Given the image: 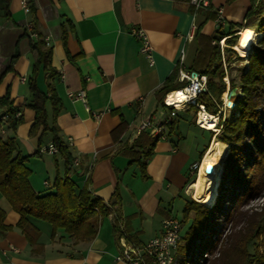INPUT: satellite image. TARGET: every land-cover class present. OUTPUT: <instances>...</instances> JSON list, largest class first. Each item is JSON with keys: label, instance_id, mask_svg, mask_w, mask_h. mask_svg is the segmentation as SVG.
<instances>
[{"label": "crops", "instance_id": "0c3cea01", "mask_svg": "<svg viewBox=\"0 0 264 264\" xmlns=\"http://www.w3.org/2000/svg\"><path fill=\"white\" fill-rule=\"evenodd\" d=\"M254 12L251 0H211L210 9L200 11L182 0H31L29 14L20 0H8L6 9L0 4V97L9 91L12 107L22 112L20 123L14 129L6 123L1 135L14 137L19 153L28 157V181L38 195L53 191L55 179L66 176L76 192L85 187L114 203L90 240L75 241L63 229L52 234L49 224L31 218L38 235L30 243L16 226L19 214L0 192L3 225L10 228L0 230V264H126L116 261L120 232L134 244L158 236L175 204L187 202L191 166L210 141L188 109L176 113L165 138L151 136L141 124H158L167 115L157 92L168 80L172 90L179 88L181 51L183 67L192 71L197 49L195 39L187 40L192 24L194 34L225 41L244 26L257 32ZM134 28L145 33L153 65L140 54ZM38 40L50 55L38 67L36 85L59 100L55 117L47 106L48 124L57 126L76 167L46 151L52 136L33 126L35 113L27 107V81L38 57L30 48ZM81 90L85 104L71 96ZM146 137L151 146L144 144Z\"/></svg>", "mask_w": 264, "mask_h": 264}, {"label": "trees", "instance_id": "16d2710c", "mask_svg": "<svg viewBox=\"0 0 264 264\" xmlns=\"http://www.w3.org/2000/svg\"><path fill=\"white\" fill-rule=\"evenodd\" d=\"M251 1L252 5H255L254 13L256 15L264 14V10L260 9V0ZM7 3L8 0H0V4L4 9L7 8ZM200 10L203 9L195 11ZM239 27L242 28V26ZM244 27L245 29L240 32L248 31L247 26ZM257 32L261 34V38L249 54L246 73L240 77L242 98L237 101L238 115L233 120L221 124L218 136L220 142L230 146L225 159L222 182L228 180L226 182L230 184L231 189L238 186L241 192L246 190L245 186L249 188L250 183L246 179V176L243 179L241 178L243 181L239 180L237 184L234 182V178H240L241 163L245 161L246 156L244 154L241 157L237 156V150L234 146L240 145L243 137L257 142V138L259 139L260 137L259 134L264 132V124L255 122L257 115L255 108L261 102L264 103V22H258ZM231 35L232 33L228 36ZM232 38L228 37L225 40L229 47L227 48L228 51H231V46L235 42V39L233 40ZM193 39L196 40L197 49L192 64V71L206 76V90L199 94L198 103L205 106L208 114H215L217 112V105L220 103V96L225 91V83L222 80L225 72L217 45L219 39L205 37L199 35L198 32L194 34ZM213 41L215 44H212ZM231 41L232 44L229 43ZM44 46V42L39 40L31 44V52L36 53L38 57L33 63L32 73L27 81L30 92V100L27 107L35 113L33 126L36 128L42 127V132H47L52 136V145L69 166L71 165L72 157L58 137V128L55 124H48L47 106L50 105L52 107V116L55 117L58 113L57 105L59 104V100L53 92H50L48 96L40 92L36 85L38 67L41 64H47L50 55V49L44 48ZM11 68L10 64L7 67V71H10ZM176 70L178 71V67H176ZM1 78L2 75H0V81ZM168 82L169 80L157 92L158 99L161 102L164 96L172 91L170 86H168ZM183 85L184 83H180L179 88ZM229 86L231 89L235 87L232 80H230ZM2 108L5 109L3 114L9 115L7 122L9 127L14 129L21 121L22 112L14 110L12 107L9 91L0 97V109ZM189 108L193 109L194 113L196 112L194 106H190ZM17 111L21 112V115L18 118H14L13 115ZM173 126L174 121H171V124L167 127V137L170 136ZM207 133H210V131ZM141 137H143V134H140L138 138L141 139ZM143 141L147 146H151L149 138L146 137ZM138 142H134V146L141 148L142 145ZM149 154L150 150L147 152V156ZM27 160L28 157L22 156L19 153L14 137H5L0 134V192L4 195L13 210L19 214L20 218L16 226L26 236L28 241L33 243L38 235L37 230L30 223L31 218L49 224L52 234H55L57 229H63L75 241H87L94 238L99 220L108 216L114 203L106 204L99 198L93 197L85 187L76 192L73 182L66 176L55 179L53 191L38 195L34 192L28 181L30 171L26 166ZM193 178H195V175ZM240 195L237 194L235 199ZM220 206L221 202L217 201L214 207L207 210L193 201L185 203L182 210L183 221L181 222V226L186 221L191 224L184 237L181 236L182 245L179 247L180 253L188 250L187 246L195 239L202 241L201 250H210L211 237L215 234V229L218 225L219 217L217 212H219ZM4 216V212L0 209V230L10 229L3 225ZM250 244L252 246L251 252L248 251ZM244 250L249 260L247 264H264V246H262L261 250H257L255 242L252 239L245 242Z\"/></svg>", "mask_w": 264, "mask_h": 264}, {"label": "rangeland", "instance_id": "374dc122", "mask_svg": "<svg viewBox=\"0 0 264 264\" xmlns=\"http://www.w3.org/2000/svg\"><path fill=\"white\" fill-rule=\"evenodd\" d=\"M259 3L260 9L264 10V0H260ZM256 20L257 24L258 22H264V14L257 15ZM248 29L249 28H247V30ZM238 32L239 31H237V33ZM237 33H235V37L232 38L233 40L235 39L233 46H231L232 52L228 51L227 48L229 47L226 41L220 45L219 40L217 44L223 70L225 72L224 77L228 78V89H226L225 85V91L223 93L227 94V90H231L229 82L232 80L235 85L233 89L236 90L237 95L232 97V102L234 103L233 108H224V115H220L218 124L216 125L218 131L212 132L209 130L210 133H205V139L210 142L214 137L218 139L220 134L219 129L222 123L229 122L238 115L237 101L242 98L240 77L246 73L249 54L257 41L261 38V36H259L256 39L245 57L243 56V52L236 47V39L239 37ZM229 43L232 44V41ZM223 93L220 96V103L218 104V106L221 107L223 104ZM188 110L191 109L188 108ZM191 112H193V109ZM255 112L257 114L255 122L264 124V103L261 102L258 107L255 108ZM193 115L195 124L196 114L194 113ZM259 135L260 137L259 139L257 138V142L243 137L241 144L234 146L237 150V156L241 157L242 154L246 156L245 161L241 163L240 178H234V182L237 184L239 180H242L243 177L246 176V179H248L250 183V187L247 188L245 186L246 190L244 192L239 191L238 186L232 187L231 189L230 184L226 182L228 180L222 182L225 159L230 146L225 156L220 161L218 170L219 182L216 187V196L212 205L207 206L203 201V196L198 198L196 193L188 188L187 201L196 202L207 210L214 207L217 201L221 202V206L219 207V212H217L219 220L215 229V234L211 237L210 250H201L202 241L200 239H195L187 246L188 250H185L180 264H247L249 260L244 250L245 242L253 239L257 250H261L262 246H264V132H261ZM197 174L195 178L191 177L189 184L196 179ZM237 194H241L239 196L240 198L238 197L235 199ZM183 207L184 204L181 205L180 203H176L173 207V214L180 222L183 221ZM190 224L191 223L188 221L183 222L181 228L182 237H184ZM248 251H252L251 244L248 246Z\"/></svg>", "mask_w": 264, "mask_h": 264}, {"label": "built area", "instance_id": "2783aa9c", "mask_svg": "<svg viewBox=\"0 0 264 264\" xmlns=\"http://www.w3.org/2000/svg\"><path fill=\"white\" fill-rule=\"evenodd\" d=\"M189 3L194 7L195 10L210 9L211 0H182ZM20 8L25 14L31 12V0H20ZM217 21L220 22L219 15L217 16ZM31 29V26L29 27ZM196 25H191L190 33L187 35V40H192L194 32L196 30ZM239 33V32H238ZM237 33V35H238ZM131 34L140 41L139 52L144 55L149 62V65H153V59L151 54V47L147 40V37L142 29L134 28L131 31ZM31 37H37V34L31 31ZM223 39L220 40V45L223 43ZM184 53L181 51L179 57L178 65V80L184 85L178 89L172 90L167 93L162 99V105L165 108H168L167 115L162 119L158 124L150 125L149 123H142L141 129H149V134L151 136L165 138V130L171 124V121L176 117V113L181 110L188 109L190 106H194L196 109V118L195 125L201 129L205 130L201 124H199L200 112L206 111L205 106L198 103L199 94L205 92L206 90V76L199 75L195 72L186 70L183 67ZM228 89V79L227 77L223 78ZM228 92V90H227ZM226 92V93H227ZM75 99L81 101L83 104L86 103V93L85 91H79L71 95ZM171 98L172 100H169ZM234 106V103H233ZM225 109H232L233 107L225 105L223 100L222 107L217 105V112L211 114L212 117L216 118V124H218L220 115H224ZM208 113V112H207ZM210 114V113H209ZM21 112L17 111L13 115L14 118L20 117ZM98 118V116H95ZM9 115L1 114L0 115V134H3V125L8 122ZM209 131V130H205ZM214 132V130H211ZM50 154L57 153V149L51 144L46 150ZM200 162L194 163L191 166V175L196 176ZM72 167L77 166V160H72ZM45 186H49L48 182H44ZM181 222L174 216L165 218L161 222V233L158 236L148 239L145 243L134 244L130 242L123 232H120L118 235V244L120 251L116 257V261L125 262L126 264H180V261L184 255L179 252V247L182 245L181 240Z\"/></svg>", "mask_w": 264, "mask_h": 264}, {"label": "bare ground", "instance_id": "6f19581e", "mask_svg": "<svg viewBox=\"0 0 264 264\" xmlns=\"http://www.w3.org/2000/svg\"><path fill=\"white\" fill-rule=\"evenodd\" d=\"M249 33L250 35H248ZM238 36L236 47L242 51L243 56L246 57L250 47L254 44L256 39L261 36V34L249 29L247 32L238 33ZM231 99L232 98H228L227 94L223 93L225 105L233 107ZM169 100L172 99L169 98ZM199 124H201L205 130H214V132L218 131L215 125L216 118L212 117L206 111L200 112ZM228 148L229 145L220 142L214 137L201 159L196 179L188 186L191 191L196 193L198 198L203 196V201L207 206H211L214 202L216 187L219 182L218 170L220 167V161L225 156Z\"/></svg>", "mask_w": 264, "mask_h": 264}, {"label": "water", "instance_id": "95a60500", "mask_svg": "<svg viewBox=\"0 0 264 264\" xmlns=\"http://www.w3.org/2000/svg\"><path fill=\"white\" fill-rule=\"evenodd\" d=\"M227 95H228V98H232V97L236 96L237 95L236 90L235 89L229 90Z\"/></svg>", "mask_w": 264, "mask_h": 264}, {"label": "snow or ice", "instance_id": "6c2138e0", "mask_svg": "<svg viewBox=\"0 0 264 264\" xmlns=\"http://www.w3.org/2000/svg\"><path fill=\"white\" fill-rule=\"evenodd\" d=\"M248 35H250V33Z\"/></svg>", "mask_w": 264, "mask_h": 264}, {"label": "clouds", "instance_id": "9594fccd", "mask_svg": "<svg viewBox=\"0 0 264 264\" xmlns=\"http://www.w3.org/2000/svg\"><path fill=\"white\" fill-rule=\"evenodd\" d=\"M211 131V130H210Z\"/></svg>", "mask_w": 264, "mask_h": 264}]
</instances>
